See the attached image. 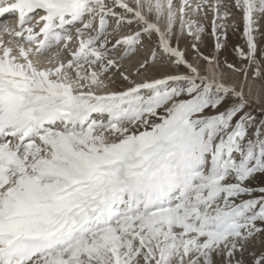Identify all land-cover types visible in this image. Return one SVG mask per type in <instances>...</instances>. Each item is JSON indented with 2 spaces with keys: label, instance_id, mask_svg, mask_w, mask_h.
I'll return each mask as SVG.
<instances>
[{
  "label": "snow or ice",
  "instance_id": "1",
  "mask_svg": "<svg viewBox=\"0 0 264 264\" xmlns=\"http://www.w3.org/2000/svg\"><path fill=\"white\" fill-rule=\"evenodd\" d=\"M231 9L258 64L264 0H0V264H264V120L173 45ZM145 41L186 71L103 91Z\"/></svg>",
  "mask_w": 264,
  "mask_h": 264
},
{
  "label": "rangeland",
  "instance_id": "2",
  "mask_svg": "<svg viewBox=\"0 0 264 264\" xmlns=\"http://www.w3.org/2000/svg\"><path fill=\"white\" fill-rule=\"evenodd\" d=\"M231 13L232 14L230 16L223 18V20L216 21L217 24L220 23L224 24V28L217 30L220 36V43L222 45L220 49H217L215 47L217 43V38L212 34L211 12L207 14V18L197 17L200 23L202 24L204 23V32L201 34L200 39L196 41L193 37H189L185 34L182 37L181 40L182 43L181 42H180L181 44L179 43L180 44L179 48L182 52L183 51L185 52L183 53L185 55L186 60L194 67H197L201 75L206 74L205 66H208L206 65V63L209 62V60L204 59L203 57H212L214 60L212 59L211 61H215L216 59H218L217 61L218 65L223 72L222 77L223 79H225L224 83L231 88H235L237 91L239 88V91L241 92L243 89L242 84L245 78L247 79L250 78L251 80L249 84L252 86L251 87L248 86V88L245 89L246 90L245 94L243 93L244 94L243 96L245 97V101H244L245 107L243 111L251 113V115L255 118V120L257 122H260L264 120V100H263L264 99V55H261V52H264V19H260L258 21V24L256 26L257 30L255 32V38L257 43L256 60L258 61V64H249L246 60L238 58L235 51L237 47L243 49L244 51H247L246 39L243 36L242 14L240 11L236 9H231ZM118 37L119 36H116L114 37V39ZM179 39L180 36L176 37L173 40V42L175 41L176 43L173 44L176 45ZM193 43H196L198 49L197 51L193 50L192 48ZM154 47H155L154 41L152 43L145 41L143 47H134L135 52L133 50V53H135L134 55L136 56L134 58V61H139L140 59L143 60L147 59L150 56L151 50ZM229 64L235 65V68H229L227 66ZM125 67L126 66H122V71H125L126 74L131 76L132 71L130 69V66H127L126 68ZM257 67L259 68V75H253V69ZM236 69H243V70L238 72L236 71ZM143 70L145 71L143 72ZM143 70L139 71L138 76H131L132 77L131 79H136L137 77H141L140 74L146 76L161 75L163 77L165 75H173L169 73L179 74L186 71V69L183 66L175 67V65L172 64L167 59L161 61L148 60V64ZM176 71H178V73ZM112 77L113 80L114 79L120 80V84L121 83L124 84L126 81H130V79L124 80L118 72L114 73ZM241 77L242 79L239 86L237 83ZM235 102H236L235 98H230L228 99L224 107L230 106ZM248 183L250 186L253 187L264 186V175H257L255 179L250 180ZM254 247H259V244L257 243V245ZM252 250L253 249H249V251ZM245 259L247 260L248 257L246 256Z\"/></svg>",
  "mask_w": 264,
  "mask_h": 264
},
{
  "label": "bare ground",
  "instance_id": "3",
  "mask_svg": "<svg viewBox=\"0 0 264 264\" xmlns=\"http://www.w3.org/2000/svg\"><path fill=\"white\" fill-rule=\"evenodd\" d=\"M2 14H0V16H1ZM4 18H5V21H8L7 19L9 18V16H7V15H5L4 16ZM211 18H212V14H211ZM203 25H204V23H203ZM178 27V26H177ZM127 28V29H126ZM129 29V30H128ZM128 30V31H127ZM136 30V26L135 25H129L128 27H125V28H121L120 30H118L117 32H115V33H113V36H112V38L114 39V37H116V36H121V35H124V34H130V32H132V31H135ZM205 34V33H204ZM182 37L183 36H180V39H179V41H178V43L176 44V45H174V46H178V47H180V44L182 43L181 42V40H182ZM181 42V43H180ZM173 43H176L175 41L173 42ZM180 43V44H179ZM206 43V42H205ZM75 46H76V44H75V42L73 41V42H70L69 43V47L70 48H75ZM180 49V48H179ZM134 50V49H133ZM119 51H123V49L122 48H120L119 49ZM134 52H135V50H134ZM184 52V51H183ZM185 53V52H184ZM44 54H48V52L47 53H44ZM43 54V55H44ZM135 53H133V51L132 52H130V53H128V54H126L124 57H122L121 59H120V63H121V65L122 66H130V69H131V71H132V75L131 76H138L139 75V71H142L143 69H141L140 67H139V65L140 64H142V63H145V61H146V59L145 60H143V59H140L139 61H134V58L136 57L135 55H134ZM187 54V53H186ZM218 56V55H217ZM60 57L61 56H58L57 55V58H59L60 59ZM48 58H50V57H47V55H44L43 56V58L42 57H38L37 59H39V60H43V59H48ZM65 58V56L63 57V59ZM66 59V58H65ZM214 60V59H213ZM161 61V60H160ZM218 59H216L215 61H209L208 62V66H207V72H208V75L210 76V77H214V78H218V77H222V75H223V72H222V70L220 69V67H219V65H218ZM147 64H148V61H147ZM146 64V65H147ZM218 66H217V65ZM125 67V68H126ZM175 67H176V65H175ZM158 68V67H157ZM182 68V67H181ZM183 69V68H182ZM164 70V69H163ZM179 70V69H178ZM145 70H143V72H144ZM125 72V71H124ZM169 72V71H168ZM167 72V73H168ZM171 72V71H170ZM177 73H178V71H176ZM158 73V72H157ZM161 73V72H160ZM159 73V74H160ZM163 73V72H162ZM166 73V72H165ZM169 74H174V73H169ZM158 75V74H157ZM203 75V74H202ZM131 76H129L130 78V82L129 83H121L120 84V80H116V79H114L113 80V77H111V83L109 84V86H108V88H106V89H104L103 91H122V90H125L126 88H128V87H131L132 85H133V83H131V81H134L135 83L136 82H144V81H146V80H152V79H157V78H161L162 76L161 75H158V76H156V75H151V76H146V75H141L140 74V76L141 77H137L136 79H131L132 77ZM231 77V76H230ZM232 79V78H231ZM234 79H236V78H234ZM233 79V80H234ZM241 79H242V77L240 78V80L238 81V85L240 86V82H241ZM250 78H245V80H244V82H243V84H242V86H243V89H242V94L244 93L245 94V89L246 88H248V86L249 87H251L252 85H250L249 83H250ZM114 81H116V82H114ZM122 81V80H121ZM232 86V85H231ZM245 87V88H244ZM250 90H251V88H250ZM255 90V89H254ZM238 91H239V88H238ZM252 91H253V89H252ZM250 92V91H249ZM248 92V93H249ZM243 94V95H244ZM250 94V93H249ZM264 100V99H263ZM247 101V100H246ZM259 119V118H258Z\"/></svg>",
  "mask_w": 264,
  "mask_h": 264
}]
</instances>
